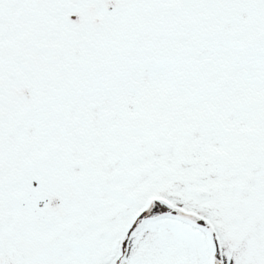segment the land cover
Segmentation results:
<instances>
[{"label":"snow or ice","instance_id":"1","mask_svg":"<svg viewBox=\"0 0 264 264\" xmlns=\"http://www.w3.org/2000/svg\"><path fill=\"white\" fill-rule=\"evenodd\" d=\"M0 264H264V0H0Z\"/></svg>","mask_w":264,"mask_h":264}]
</instances>
